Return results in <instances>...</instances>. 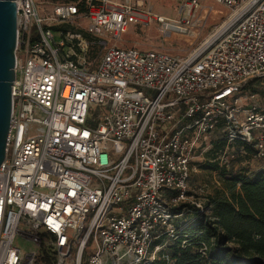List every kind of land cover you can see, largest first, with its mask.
I'll return each instance as SVG.
<instances>
[{
    "label": "built area",
    "instance_id": "built-area-1",
    "mask_svg": "<svg viewBox=\"0 0 264 264\" xmlns=\"http://www.w3.org/2000/svg\"><path fill=\"white\" fill-rule=\"evenodd\" d=\"M204 1L183 0L170 20L144 0L57 1L45 13L40 0H16L0 264L44 255L63 264L76 250L80 262L86 249L88 264H151L176 238L175 209H203L188 202L193 161L221 123L230 143L253 142L264 157V107L239 103L244 85L264 77V0H209L231 16L188 57L103 38L154 21L188 33ZM233 157L226 149L218 159L229 167Z\"/></svg>",
    "mask_w": 264,
    "mask_h": 264
},
{
    "label": "trees",
    "instance_id": "trees-1",
    "mask_svg": "<svg viewBox=\"0 0 264 264\" xmlns=\"http://www.w3.org/2000/svg\"><path fill=\"white\" fill-rule=\"evenodd\" d=\"M80 9H84L82 5ZM248 83L256 84L251 94H259L264 102V77ZM229 145L240 148L232 152V163L236 159L255 158L253 142L230 143L227 133L213 142L200 167L217 171L222 187L206 196L203 209L190 203L175 209L176 213H182L174 221L176 238L167 243L151 264H264V157L255 158L260 162L247 168L223 166L218 158ZM54 262L49 255L41 258L42 264Z\"/></svg>",
    "mask_w": 264,
    "mask_h": 264
},
{
    "label": "rangeland",
    "instance_id": "rangeland-1",
    "mask_svg": "<svg viewBox=\"0 0 264 264\" xmlns=\"http://www.w3.org/2000/svg\"><path fill=\"white\" fill-rule=\"evenodd\" d=\"M182 1L183 0H144V4L151 7L157 14H161L170 20H178V11ZM55 2L56 1L40 0V11L42 13L48 12ZM230 16L231 11L228 8L215 2L205 0L202 9L197 14L196 20L191 23L188 33L181 34L175 31L164 32L162 25L154 21L147 25L133 26L118 38H112L111 36H104L103 38L108 39L110 45L136 47L141 50H162L177 57H188L197 50L208 46L214 39L213 35L229 21ZM82 26L83 28L86 27V22L83 21ZM92 48L90 59L93 60L96 58V54L101 52V48L98 44H95ZM252 86H256V84H245L242 92L239 94L241 108H248L252 103L263 106V98L259 94H251ZM94 113L95 110L91 108L90 114L93 115ZM224 133H226L224 127L218 126L211 134L209 146H205L203 149L196 152L197 157L193 161L194 167L189 183L188 202L199 203L203 206L204 202H206V196L213 193L215 189L222 187L219 173L217 171L202 169L200 163L207 157V152L211 149L213 142L221 140L224 137ZM226 149L229 153L236 152L240 148L236 145H229L225 150ZM259 162L260 161L255 158H250L247 160L236 159L231 164L235 169H239L255 166ZM16 244L23 250V254L30 252L33 246L22 237H18ZM90 251V249L84 250L79 262L78 250H76L73 256L67 259L63 264H88ZM37 264L40 263L37 262Z\"/></svg>",
    "mask_w": 264,
    "mask_h": 264
},
{
    "label": "water",
    "instance_id": "water-1",
    "mask_svg": "<svg viewBox=\"0 0 264 264\" xmlns=\"http://www.w3.org/2000/svg\"><path fill=\"white\" fill-rule=\"evenodd\" d=\"M16 0H0V166L6 158L11 125L12 86L16 79Z\"/></svg>",
    "mask_w": 264,
    "mask_h": 264
},
{
    "label": "bare ground",
    "instance_id": "bare-ground-1",
    "mask_svg": "<svg viewBox=\"0 0 264 264\" xmlns=\"http://www.w3.org/2000/svg\"><path fill=\"white\" fill-rule=\"evenodd\" d=\"M167 18V17H166ZM167 19H169V18H167ZM227 22L225 23V25H223L218 31H220V30H223L226 26H227ZM214 36V35H213Z\"/></svg>",
    "mask_w": 264,
    "mask_h": 264
}]
</instances>
